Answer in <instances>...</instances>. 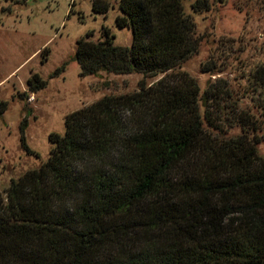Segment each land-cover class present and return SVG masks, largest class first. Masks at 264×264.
Listing matches in <instances>:
<instances>
[{"label":"trees","instance_id":"16d2710c","mask_svg":"<svg viewBox=\"0 0 264 264\" xmlns=\"http://www.w3.org/2000/svg\"><path fill=\"white\" fill-rule=\"evenodd\" d=\"M90 3L101 14L111 6ZM116 6L114 22L131 29L130 45H114L102 27V39L76 40L71 59L79 76L143 78L134 92L66 114L63 133L48 134L47 159L9 181L0 193V264H264V160L256 148L264 63L245 77L255 116L226 80L216 77L200 93L194 78L176 71L199 44L181 0ZM191 8L208 10L209 0ZM200 70L217 66L209 59ZM26 85L32 93L46 81L34 73ZM6 107L0 100V115ZM29 112L19 141L36 154L23 134ZM235 127L240 132L228 136Z\"/></svg>","mask_w":264,"mask_h":264},{"label":"rangeland","instance_id":"374dc122","mask_svg":"<svg viewBox=\"0 0 264 264\" xmlns=\"http://www.w3.org/2000/svg\"><path fill=\"white\" fill-rule=\"evenodd\" d=\"M105 14L91 10L90 0H0V100L7 102L0 115V193L11 179L44 162L52 147L49 133L62 134L64 116L104 95L131 93L138 89L141 74H114L99 71L79 76V66L71 59L76 40L102 39L101 28H108L117 46H129L131 29L114 22L120 14L116 0ZM194 0H181L183 12L194 23L199 39L197 52L176 71L194 78L200 93L206 84L220 77L240 98V106L255 116L252 93H243L245 77L256 65L264 63V0H209V9L193 11ZM71 9V12L69 10ZM90 33L88 37L85 35ZM48 51L44 54L42 50ZM214 61L215 73L200 70L202 63ZM66 61L55 76L53 71ZM36 73L46 85L26 92V80ZM162 75L144 77L150 85ZM26 116L24 139L36 154L20 146L19 124ZM237 127L227 135H236ZM256 145L264 160V130Z\"/></svg>","mask_w":264,"mask_h":264}]
</instances>
